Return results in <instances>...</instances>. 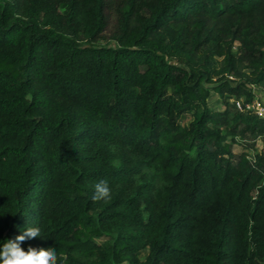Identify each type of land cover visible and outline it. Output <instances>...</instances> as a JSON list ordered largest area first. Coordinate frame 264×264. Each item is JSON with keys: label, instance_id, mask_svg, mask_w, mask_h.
Returning <instances> with one entry per match:
<instances>
[{"label": "trees", "instance_id": "obj_1", "mask_svg": "<svg viewBox=\"0 0 264 264\" xmlns=\"http://www.w3.org/2000/svg\"><path fill=\"white\" fill-rule=\"evenodd\" d=\"M234 39L226 68L246 60L264 87V0H0V62L20 71L0 68V244L35 226L21 246L63 264H264V173L209 136L225 115L257 137L264 118L200 92L218 72L199 47ZM100 181L107 201L92 200Z\"/></svg>", "mask_w": 264, "mask_h": 264}, {"label": "rangeland", "instance_id": "obj_2", "mask_svg": "<svg viewBox=\"0 0 264 264\" xmlns=\"http://www.w3.org/2000/svg\"><path fill=\"white\" fill-rule=\"evenodd\" d=\"M113 44H116L115 41H112ZM240 40L234 39L229 44H226V47L223 49L214 47L210 48L206 44H202L199 47V54L203 57L213 56V66L218 73L214 74L211 80H206L204 82L203 88L200 92L205 93V97L209 108L212 111L216 112H225L228 110L227 116L232 118L235 112L239 111L235 100L240 97L238 95H232L231 97L221 96L217 89V85L221 80H225L228 83L235 84L236 82L246 81L247 84L252 89V96L242 95V99L251 100L253 98H258L264 102V87L257 84L249 82L244 78L241 72H246L248 74H254L253 69L249 66L246 60H239L238 65L235 68H226L228 67L227 55L229 53L228 47L231 51L236 52L239 50ZM0 68L10 70L14 73L20 74L18 68H16L11 63L0 62ZM175 97L179 103L183 101L180 93L175 92ZM192 110L185 111L182 110L178 115V120L183 124L189 125L191 120L194 118V111L196 106H201V99L199 93L191 98ZM229 102V103H228ZM210 130L212 131L209 136L212 140L213 146H219L221 144L222 151L220 157L222 160L232 161L234 163H246L249 165L256 166L264 173V134H260L255 137L251 132L244 133H227L226 130H230L233 127V121L227 119L224 115L216 121H212L209 124ZM241 128H245L242 124ZM225 130V131H224ZM226 133L225 138H221L219 134ZM263 156V159H261ZM86 235L94 237L99 242H106L109 235L100 234L96 230H87L85 231ZM146 255L145 251H142L141 257L144 258Z\"/></svg>", "mask_w": 264, "mask_h": 264}, {"label": "clouds", "instance_id": "obj_3", "mask_svg": "<svg viewBox=\"0 0 264 264\" xmlns=\"http://www.w3.org/2000/svg\"><path fill=\"white\" fill-rule=\"evenodd\" d=\"M111 198V189L107 181H100L95 185L93 201H107ZM41 238V230L35 226H28L22 234L3 241L0 244V264H63L61 257L55 248L36 249L29 246L25 250L23 242Z\"/></svg>", "mask_w": 264, "mask_h": 264}, {"label": "built area", "instance_id": "obj_4", "mask_svg": "<svg viewBox=\"0 0 264 264\" xmlns=\"http://www.w3.org/2000/svg\"><path fill=\"white\" fill-rule=\"evenodd\" d=\"M242 96L238 97L235 100L237 108L244 112L254 113L259 117L264 118V102L259 100L258 98H253L249 100H245L241 98Z\"/></svg>", "mask_w": 264, "mask_h": 264}]
</instances>
